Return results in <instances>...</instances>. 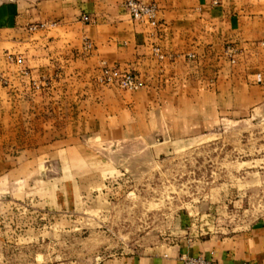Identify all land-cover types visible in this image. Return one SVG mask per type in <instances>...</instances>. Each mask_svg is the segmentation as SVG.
<instances>
[{"label": "rangeland", "instance_id": "1", "mask_svg": "<svg viewBox=\"0 0 264 264\" xmlns=\"http://www.w3.org/2000/svg\"><path fill=\"white\" fill-rule=\"evenodd\" d=\"M252 27L224 42L208 74L157 89L172 94L163 104L140 102L135 75L119 66L70 73L59 88L32 72L25 48L0 54V264H107L261 226L264 23ZM104 68L128 72L136 89ZM77 79L94 87L86 93L122 92L135 106L91 118Z\"/></svg>", "mask_w": 264, "mask_h": 264}, {"label": "crops", "instance_id": "2", "mask_svg": "<svg viewBox=\"0 0 264 264\" xmlns=\"http://www.w3.org/2000/svg\"><path fill=\"white\" fill-rule=\"evenodd\" d=\"M125 1H0V54L19 53V48H25L27 54L35 57L32 72L49 84L57 81L59 88L70 83V73L80 70L79 75L92 74L102 63L119 66L135 75L140 85L136 94L140 102L149 104L159 98L157 102L163 104L170 101L172 94L163 90L157 93V89L190 85L195 70L208 74V64L220 56L227 39L236 33L252 32L253 25L264 23V0H219L217 5L211 0H158L160 29L148 33L130 19L123 8ZM83 17H88V21H83ZM36 29L41 31L32 34ZM84 38L92 48L81 57ZM55 72L63 77L53 80ZM220 74L217 71L218 87ZM11 82L18 84L16 80ZM73 84L81 89L94 88L79 79ZM81 94L88 96L79 102L84 113L97 120L113 119L131 103L135 106V102L124 100L122 92L86 93L84 89ZM36 104L44 107L48 101L41 99ZM181 255L202 257L217 264H264V221L248 235L198 241L157 254L118 258L107 264H181Z\"/></svg>", "mask_w": 264, "mask_h": 264}, {"label": "built area", "instance_id": "3", "mask_svg": "<svg viewBox=\"0 0 264 264\" xmlns=\"http://www.w3.org/2000/svg\"><path fill=\"white\" fill-rule=\"evenodd\" d=\"M217 5V2H213ZM123 8L128 14L130 19L139 25L156 27L157 25V15H158V0H126L123 3ZM83 21L87 22L88 17H83ZM42 27V25L40 26ZM90 44L85 43V50H89ZM9 61H14L17 65H22V58L13 59L11 56L8 57ZM103 76L106 77L108 81L115 80L120 87L128 90L136 89L137 83L135 79L126 71H121L119 69H107L104 68ZM181 264H217L212 260H208L202 257H190L188 255L180 256ZM248 264V263H243Z\"/></svg>", "mask_w": 264, "mask_h": 264}]
</instances>
